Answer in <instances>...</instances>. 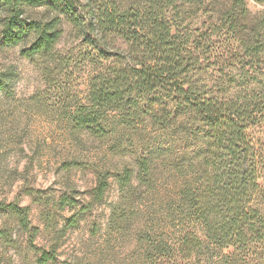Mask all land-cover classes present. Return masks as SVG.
Wrapping results in <instances>:
<instances>
[{"label":"trees","instance_id":"1","mask_svg":"<svg viewBox=\"0 0 264 264\" xmlns=\"http://www.w3.org/2000/svg\"><path fill=\"white\" fill-rule=\"evenodd\" d=\"M181 7L195 8L207 22L175 30L172 13ZM64 23L101 59L88 75L84 102L70 114L73 128L97 134L111 111L129 127L143 118L157 135L147 134L133 158L137 171L125 167L119 183L130 187L135 178L148 191L169 174L185 179L174 260L203 264L209 246L250 255L264 242V137L256 134L264 128V81L255 78L264 72V12L251 13L245 0H0V41L19 45L28 58L45 57L52 67L62 64L54 50ZM223 58L255 85L230 84L224 94L201 82L204 62ZM9 73L0 72L4 92ZM105 187L97 182L95 199ZM69 201L60 199L62 206ZM29 212L28 206L16 210L25 227ZM32 242L37 264L55 260L57 244Z\"/></svg>","mask_w":264,"mask_h":264},{"label":"rangeland","instance_id":"2","mask_svg":"<svg viewBox=\"0 0 264 264\" xmlns=\"http://www.w3.org/2000/svg\"><path fill=\"white\" fill-rule=\"evenodd\" d=\"M245 3L251 13L264 12L256 0ZM172 14L173 28L182 33L207 22L191 7ZM92 49L67 23L54 50L60 68L0 41V72H10L8 89L0 90V264H37L30 240L36 248L57 244L58 255L47 264H183L174 260L172 244L184 213L179 198L185 179L169 174L148 191L135 178L130 187L119 183L125 167L137 171L133 158L147 134L157 135L146 120L125 126L121 115L111 111L97 134L70 123L75 105L84 102L88 75L101 62ZM210 63L204 62L199 79L215 92L257 82L247 81L224 58ZM255 78L264 81V72ZM256 134L263 138L264 128ZM99 180L106 187L97 200L93 194ZM63 197L73 204L62 206ZM24 206L30 208L26 227L16 213ZM73 214L75 224L69 225ZM250 252L209 246L199 259L203 264H264V242Z\"/></svg>","mask_w":264,"mask_h":264}]
</instances>
